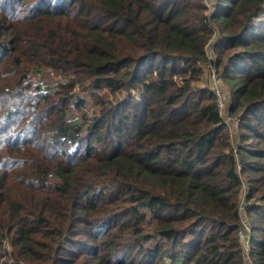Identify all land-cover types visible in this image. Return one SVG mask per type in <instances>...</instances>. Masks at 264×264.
Returning a JSON list of instances; mask_svg holds the SVG:
<instances>
[{
    "label": "trees",
    "instance_id": "16d2710c",
    "mask_svg": "<svg viewBox=\"0 0 264 264\" xmlns=\"http://www.w3.org/2000/svg\"><path fill=\"white\" fill-rule=\"evenodd\" d=\"M251 263L264 0H0V264Z\"/></svg>",
    "mask_w": 264,
    "mask_h": 264
},
{
    "label": "built area",
    "instance_id": "2783aa9c",
    "mask_svg": "<svg viewBox=\"0 0 264 264\" xmlns=\"http://www.w3.org/2000/svg\"><path fill=\"white\" fill-rule=\"evenodd\" d=\"M212 41H210L209 45L206 48V54L209 62L215 58V51L212 48ZM209 67L211 68L210 73V88L214 91L216 98H217V105L219 107V112L223 117L225 123L231 127L230 120L223 115V111L226 110V94L222 89V78L218 76L216 70L214 69L213 65L210 64ZM243 222V230L240 232V238L244 242V248L248 253L250 251V234H251V227L250 225L242 218Z\"/></svg>",
    "mask_w": 264,
    "mask_h": 264
},
{
    "label": "rangeland",
    "instance_id": "374dc122",
    "mask_svg": "<svg viewBox=\"0 0 264 264\" xmlns=\"http://www.w3.org/2000/svg\"><path fill=\"white\" fill-rule=\"evenodd\" d=\"M206 3L209 6L211 5L210 2H208V1ZM202 68H203V74H202V79L199 82V84L202 85V86H208L210 88V73H211V68L209 67V65H207L205 67H202ZM214 69H215V67H214ZM42 79H44V78H42ZM222 89L224 90V92L226 94V106H227V101L229 102L230 90H229L228 86L226 85L225 81L223 80V78H222ZM223 115H225V116L227 115V109L223 111ZM226 118H228L230 120V123L232 122L231 117H226ZM230 131H231V133L235 134L234 131H233V125H231ZM233 134H232V136H233L232 140L234 141V135ZM243 219H244V217H243ZM243 245H244V242H243Z\"/></svg>",
    "mask_w": 264,
    "mask_h": 264
}]
</instances>
